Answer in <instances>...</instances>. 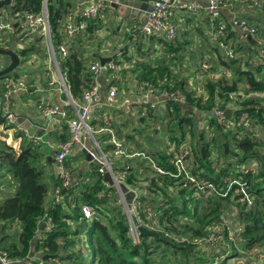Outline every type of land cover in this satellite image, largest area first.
Returning <instances> with one entry per match:
<instances>
[{"label": "trees", "instance_id": "trees-1", "mask_svg": "<svg viewBox=\"0 0 264 264\" xmlns=\"http://www.w3.org/2000/svg\"><path fill=\"white\" fill-rule=\"evenodd\" d=\"M46 3L51 41L60 72L66 78L73 99L82 102L84 91L91 89L94 83V77L90 72V66H88L89 60L98 54L96 51H100L101 45L105 43L102 34L110 28L109 21L108 19L104 20L102 16L97 19H86L82 12L74 11L75 0H46ZM44 5L45 0H12L11 5L5 7L4 10L8 9L12 12V19L5 20L10 23L15 34L7 35L0 48L15 49L20 58H27L35 51L36 47L44 44L45 38L40 36L39 30L37 35L33 36L22 49H16V36L21 35L26 26L24 15L31 13L40 16L43 13ZM262 9L264 10V4L259 10ZM2 10H0V16L4 18ZM102 10H106L107 14L111 11L116 12L117 9L105 5ZM69 16L74 17L76 23L86 22V28L75 37H69L66 33V19ZM181 16L184 19L175 24L177 34L174 41H168L155 35H141L134 32L133 28L130 35V31L127 32L128 37L113 36L114 41L126 38L125 41L130 40L131 42V50L128 52L130 47L128 50L125 49V59L135 65L130 69L133 73H137L131 75L136 79L134 82L137 81L139 86L142 84L155 86L162 82L164 83L163 90L180 93L185 98L183 103L175 101L174 98L165 101L158 106L155 113L149 114V119L138 116V127L130 119L118 123V125H115L114 121L112 122L116 138L134 143L137 145L136 149L143 154L136 158L124 157L115 162L116 171L125 174L123 179L125 186L138 190L140 201L149 205L152 202H157V197L162 196V202H159L160 205L155 210L162 229H157L159 236L139 233V242L134 243L135 241L129 236L128 216L119 203L118 193L114 188L104 186L105 177L99 172V166L95 162H91L88 169L81 173L77 183H73L74 185L72 184L67 190L64 204L54 203L49 209L46 206V201L51 189L47 182V171L48 163L52 157L45 150L47 146L43 145V142L35 143L33 140L24 138L20 152L17 153L14 151L16 149L13 145L5 140H0V183L4 185L3 188H0V194L6 190L12 191L10 195L2 197L3 200L0 201V264H2L1 259L4 255L11 264L25 262L27 264H62V262H67V264H212L218 256L213 258L212 262L200 257L199 261L197 258L199 256L198 246L195 240L204 238L207 243H216L217 236H220L221 232H224L225 240L232 242L233 245L232 250L228 253L230 256L218 264H228L229 260L238 258H247V264H253L249 259L256 258V251H260L264 255V140L252 139L248 134L241 135V130L232 128L226 132L212 114V109L221 104L223 109H227V112L235 107L236 114L248 113L253 124L263 128L264 97L247 98L240 105L230 106L228 104L230 95H244L245 92L240 90L239 84L248 87V93L249 91L264 93V76L259 77L264 72V63L262 60L259 62L257 58L259 56L257 55L258 47L252 45L250 40L243 42L237 28L222 14V19L215 21L216 24L223 21L227 23V33L222 39L232 42L236 52L242 53V55L241 58L226 60L220 49L218 53L215 48L214 59L223 72L234 69V76L237 80L230 82L225 75L215 80L212 73L216 69L210 67L207 71L202 70L206 79V88L204 89L201 85L195 89L189 85L187 78L178 79L175 71L178 70L177 68H182L183 61L193 54L194 46L201 41V37H196L191 42L190 34L202 35V26L207 22L210 25L213 21L212 16L205 11L200 16L191 13L181 14ZM195 16L198 18V23L192 19ZM108 17L109 15H107ZM247 22L249 23V21ZM192 24L198 27L197 30L191 28ZM20 38L19 36L21 41ZM152 44L156 46L152 51L150 48H146V45ZM61 45L68 47V56L65 58H61L58 54ZM246 52L253 54L254 57L245 59ZM150 53L153 54V59L140 63ZM159 53L161 56H158ZM241 61L244 62V66L239 65ZM114 62L123 68L117 58ZM10 76L11 74L0 78V94H7L6 84ZM14 78L13 80H19L18 75H15ZM196 78H200L199 72H197ZM26 84L30 88L28 92L31 91L34 87L32 83ZM198 92L202 94L199 96ZM11 104L13 105V101ZM99 112L104 111L100 110ZM110 112L123 113L121 109H110ZM162 116H166V119L169 118L165 129L170 127V131L162 130L160 133L162 135L163 132L165 137L177 147L181 146V143H185L188 133L194 135L195 126H199L201 129L205 127L210 133V137L206 138L201 132L199 141L202 144L198 145L195 152L193 151L195 161L190 172L199 181L207 183L202 189L210 193V196L206 212L203 214L187 208L193 196L199 195L202 189L193 185L184 188L185 176L176 177L178 175L176 166L170 162L171 157L168 153L161 150L160 147L156 148L160 150H152L150 156H147L142 151L143 145L136 142L138 134L145 132V126L155 130L160 129L157 123L149 124L158 118L162 119ZM93 123L96 124L97 121ZM60 126L61 130L54 131L52 134H55L57 140L63 143L69 139L68 126L66 122H61ZM129 126H132V131L126 132ZM2 127L5 129L6 127L7 129L17 128L15 124L8 126L5 116L0 114V128ZM215 130L221 133L222 141L215 135ZM23 136H26L23 131L16 135L19 138ZM16 139L13 138L14 141ZM110 139V135H104L102 140L98 138L101 145L105 144V149L108 152L115 149V146L110 144ZM221 148L224 153L220 156ZM134 151L132 149L129 154L135 153ZM145 155L147 157L144 159L147 161L140 160ZM215 155L220 159L217 160L216 166L213 162ZM228 159H234L235 163L233 164ZM81 160L82 155L78 153L75 156L72 155L65 162L72 171L74 180L75 174L83 164ZM225 160L230 165H225ZM251 163L257 164V171L248 173L236 171V165L245 167ZM157 168L168 172V174H158ZM146 169L155 173V177L153 176L149 185L142 186L139 185V181L143 177L141 171H146ZM6 178L12 180L13 189H7ZM233 180H237L239 184H233ZM56 184L55 188L62 186V180L59 177L56 178ZM241 189L245 190L246 196H242ZM63 190L66 189L63 188ZM100 192H104V198L98 197ZM150 192L152 196L147 198ZM173 193L176 194V197L183 198L184 202L181 208L177 205ZM239 195L242 198H239ZM85 204L93 209L94 216L91 220H82V207ZM228 204L233 205L237 211L240 230L236 231L235 237L231 236L229 228L224 224ZM182 215L186 217L187 222L184 223L180 219ZM48 220L52 229L49 231L44 229L41 232V224ZM11 230L15 231L12 235L9 234ZM86 233L88 239L85 237ZM37 236L39 239L35 244L36 256L29 260L33 242ZM214 237L216 240L211 241V238ZM79 238H83L84 245L88 240L90 255L85 256L82 252H75ZM258 261L260 262L257 264H264V256Z\"/></svg>", "mask_w": 264, "mask_h": 264}, {"label": "built area", "instance_id": "built-area-1", "mask_svg": "<svg viewBox=\"0 0 264 264\" xmlns=\"http://www.w3.org/2000/svg\"><path fill=\"white\" fill-rule=\"evenodd\" d=\"M120 2V0H97V2L90 1L86 8L82 11V15L88 20L97 19L101 17V9H103L105 5L113 7V4H120ZM238 2L248 3L257 8L262 7V5L264 4V0H209L208 6L205 9L201 5L196 3H189L187 0H155V2L151 6L152 9H148V11L146 12V21L143 22L140 26L135 25L133 27V31L141 35H155L165 38L168 41H174L177 34V26L175 24L176 22L183 21L181 14L191 13L196 16H200L205 11L212 16L213 22H211L210 24L211 34L215 41L218 43L222 56L226 60H232L238 57L235 45L232 42H226L222 39L227 33V23L226 21L220 22L219 24L215 23L216 20L222 19V14L224 15L223 11L226 10L227 12H229V14H231V19H229V22L234 27L241 30L242 34L240 37L243 42L249 41L248 36L256 38L258 33V30L255 27L251 26L246 20L239 17L235 8ZM45 5H47L46 2ZM45 5L43 13L40 16H36L31 13L24 15L26 26L20 35V42H22V49L26 43L31 41V38L33 36L37 35L40 30V36H43L45 38V43L47 44L51 52L55 67L61 77V80L58 84L59 86H61L62 92H64L68 96L69 104L72 105L75 109L73 114L69 115L68 112L64 110V108L47 101H40L36 105L37 112L42 117L46 119L66 121L68 126L69 139L63 143H60L56 147L52 155V159L58 171L59 178L62 180V186L57 187L54 192L55 203H57L60 200V190L63 188L68 190L74 182L73 173L67 167L65 162L68 158L74 155L76 147H83L84 150L89 152L92 155L93 160L98 164L99 172L103 175H110L113 180L115 179L114 181L124 179L125 174L123 172L121 173L119 171H116L115 165H110L109 159L105 156L104 151L101 148L102 145L98 140L99 136L103 134L111 136L110 143L115 146V149L113 150V156L117 161L122 160L124 157L133 158L142 156L143 154H141L140 152L129 154L132 149L125 147L123 142L116 138L115 131L112 128L113 121L111 120L109 114L100 115L101 117L99 119V122L103 124L102 126H100L99 123H93V113L101 102V93L97 84L93 85L91 89L84 91L82 104L79 107L75 105V101L70 94V90L68 89V86L59 71L56 53L51 41L50 25ZM65 28L66 33L69 37H75L86 28V22L76 23L75 18L69 16L66 19ZM9 34L14 35V29L9 22H7L2 16H0V45H2L4 38ZM58 54L61 58L67 57L68 47L65 45H61ZM262 55L263 51L261 49L259 62H261L262 60ZM118 57H122L121 52L118 54L117 58ZM3 68V64L0 63V71ZM202 69L207 71L209 67L206 64H203ZM121 70V66L114 62V60L104 66H102L100 63L90 65V72L96 79L106 74L107 72L110 74V86L108 88L107 96V104L108 106H110V108L121 109V107H123V102L121 104L118 103V97L121 89L119 90L117 85L115 84L120 80ZM6 85L8 89L7 94H5L6 96H11L18 92H28V90L30 89L23 80H9L7 81ZM163 86L164 83L162 82H159V84L155 86L149 84H142L141 86H137L134 92L133 101L126 100L124 102V106L129 107L132 105L133 109H139L138 116L149 119V114L151 112L155 113L158 106L162 105V103H164L165 101L170 100L171 98H174L175 101L182 103L185 101L183 95H181L180 93H171L168 90H163ZM252 97H264V93L258 91H249V93H244L243 96L230 95V102L228 105H240L241 102L245 101L247 98ZM226 110L227 109H223L222 104L220 106H215L212 109L213 116L218 120L219 124L224 127V131L227 132L230 128H232L234 130H242L248 134H255L257 129L260 128L253 124L252 118L248 113H242L238 115L235 113V107L231 109V111L227 112ZM0 114H3L5 116L8 126L15 123L16 117L11 109V102L9 99L4 102L3 112ZM32 139L35 143H44L42 136L32 137ZM2 140L11 143L13 142L9 137L2 138ZM87 141L91 142L94 152H90L89 150H87L85 146V143ZM11 143L9 144L11 145ZM185 145L186 143H181V146L177 147L172 142L169 143L168 155L169 157H171L170 162L177 168L178 175H176V177H178L179 175L185 176L186 183L183 185L184 188H189L191 185H193L194 187L202 189L207 185V183L199 181L190 173L191 170H188V163L191 161L193 154L187 147H185ZM13 147L17 149L15 143ZM235 167L236 171H244L245 173L255 172L258 169L256 163L248 164L245 167H241L240 165H236ZM157 173L160 175L168 174V172H164L159 168H157ZM232 183L239 184L237 180H233ZM3 187L4 185L0 183V188ZM133 192V199L129 203V209H131L132 205V212L134 214V217L131 218L132 224L130 223V228L131 230L135 229L139 238L138 228L142 225L148 226L152 219L158 218V215L157 212L153 208H151L149 204L140 201V196L136 191ZM240 193L243 197L246 196L245 190L241 189ZM82 214V220H91L94 216L92 207L89 205H84L82 207ZM45 223L48 225V227L45 229L47 231L51 230L52 225L50 221L48 220V222ZM211 241H214V238H211ZM1 260L2 264H11V262L7 260L5 255Z\"/></svg>", "mask_w": 264, "mask_h": 264}, {"label": "crops", "instance_id": "crops-1", "mask_svg": "<svg viewBox=\"0 0 264 264\" xmlns=\"http://www.w3.org/2000/svg\"><path fill=\"white\" fill-rule=\"evenodd\" d=\"M90 1H95V0H75L74 11H76L77 13H81L86 8V6L89 4ZM187 1L189 3L199 4L202 7H204L205 9L207 8L208 3H209V0H187ZM153 3L154 2H152L151 0H143V1H141V5L137 8H135L134 10H132V12L129 15H127L125 13V10H122L123 12H121L120 10H116V12L115 11L108 12L105 16H103V18H104V20H107V15H109L110 17L112 16L115 20H120V21L122 20L123 21L122 29H124L126 31V28L128 27L127 31L129 32L133 28L134 25L140 26V25H142L143 22L146 21V18H147L146 12L148 11V8H150V6H152ZM235 8H236V12L238 13L240 18H242L246 21H249V23L253 27L258 29L257 36H256V38L254 37L256 43H255V45L254 44H252V45H254L255 47H258V51H257V55H259L257 57L258 59L260 58V53H261V49H262L263 55H262L261 59H262V63H264V10L263 9L258 10L261 12H258V14H256V11L253 13V11H250L249 9H247V8H250L248 6L236 5ZM260 8H262V7H260ZM2 11H4L3 12L4 19H6V20L12 19L13 15H12L11 11H9L8 9H6V10L3 9ZM223 12H224V16L229 21V19H231V14H229V12H227L226 10H224ZM253 17H254V19H253ZM252 19H253V22H252ZM180 27H181V25L179 26V28ZM179 28H178V30H179ZM237 30L239 31V34L241 36V34H242L241 30L239 28H237ZM201 32L204 35V37L206 36L213 43V47H215L219 53V47L215 45L216 41L212 37L210 25L208 24V22L202 26ZM108 33L109 32H107V31L103 32V34H102L103 39H104V37H106V35H108ZM130 33L131 32H129V35H130ZM19 36L20 35L16 36V38H17V48L16 49L21 48V45H22V42H20V40H19ZM125 37H128V34L125 35ZM201 41H202V38H201ZM201 41L199 43H201ZM259 42H261V43H259ZM110 44L111 43H108L107 41H105V43L101 45V48L99 49L100 51H96V52H98V55L100 54L101 57L111 58L112 59L111 61L115 60V58H117V56L120 52L123 53V57L117 58V61H119L121 63V65H123V68L120 72V80L115 83L117 85L118 89L119 90L121 89L119 97H118V100H119L118 103L121 104L123 102V107H121V111L123 113L115 114L113 112H110V109H115V110H120V109L110 108V106H108V104H107L108 88L110 86V74L107 72L106 74L98 77L97 79L94 78L93 85L97 84L99 86L100 93H101V102L97 106V108L95 109V111L93 113L94 116H92V118L94 117V121H97V123H99V125L102 126L103 124L99 122V119L101 117L100 115L109 114V116L111 117V120L114 121L115 125H118V123L120 124V123H123L124 121L130 119L134 122L136 127H138V125H139V123H138V111H139V109H136V108L133 109L132 105L129 107L124 106V102L126 100H132L133 101L134 92H135L137 86H139V83L137 81L134 82L136 79L131 77V75L137 74V73H133L130 70L135 65L131 64V62L126 61V59H125V49L128 50L130 47L128 52L131 50V42H130V40H128L126 43H123L122 46L120 47V49L116 53L113 49H111ZM44 47L47 49V53H42ZM194 47H193L194 49L192 50L193 54L189 55V57H186V59L183 61V65H182L183 68H186L187 65L198 64V63H199L200 68H201V63L204 62V63H207V66L209 67V69L211 66H213L216 69L215 72L212 73V75H214L213 78H215V80H217L218 78H220L221 76H224V75L227 78L228 72H223V70L217 64L215 59L212 58V56L216 55L213 50L211 51L209 47H205L203 44H202V46L201 45H195ZM146 48H150L151 51L153 50L151 45H146ZM13 50L15 51V49H13ZM210 51L213 53L210 54L209 53ZM135 54L136 53L134 52V55ZM237 54H238L239 58H241L242 53L237 52ZM114 56H116V57H114ZM253 57H254L253 54H250L248 52H246V56H244L245 59L246 58L252 59ZM20 59H21V62H20L19 68H18V71L20 73L19 74L20 75L19 80H23L22 78H25L26 81H28V82H26V81L25 82L26 83H32V85L34 87L29 92H18L16 94L11 95L10 102L13 101V105L11 104V109H12V111L15 110V113H16V114H14L16 117L15 122H16V120L20 121V126L16 125L17 126L16 129L15 128L7 129V127H6V129H5V127L0 128V140H1L2 136L9 137L16 144V146L20 148L24 138L27 140H33L32 137H37V136H32L26 130L27 127L28 128L35 127V129H34L35 132H37V133H39L41 131L44 132V134L42 135V138L44 141L43 145L47 146L45 148V150L49 153V156L52 157L54 150L61 143L57 140L56 135L52 134V133H54V131L59 132L61 130V126H60L61 122L64 123L66 121L56 120V119L55 120L54 119H46V118L42 117L37 112L36 105L40 101H47V102L59 105L60 107L64 108V110L67 111L69 115H72L75 109L72 105L69 104L68 96L64 92H62L61 86H59V84H58L61 79L59 78L58 70L55 67L51 52H50L47 44L45 43V40H44V44L36 47L35 51L32 52L27 58H20ZM152 59H153V54L150 53L149 56L144 57L140 61V63L150 61ZM89 62L90 63L88 66L95 64V63H100L99 60H97V58H95V55L93 56V59L89 60ZM108 63H110V62H108ZM9 64H10V58L7 57V59L4 60V66H8ZM59 71H60V69H59ZM192 72L195 74V77H196L198 71L196 69H194ZM223 73H225V74H223ZM61 75H62V73H61ZM262 76H264V72L259 77H262ZM62 77L64 78V80L67 84L66 78L63 75H62ZM56 85L59 86L58 89L56 88ZM68 89H69V86H68ZM246 89H247V91L249 90V88L245 87V86H244V88H240L241 91H244ZM0 95H4V94L1 93ZM81 104H82L81 101L80 102L75 101V105L77 107H79ZM100 110H103L104 112H99ZM148 130L154 131L152 128H148L145 126V131H148ZM22 131L25 132V135L27 137L26 136L25 137L23 136L21 138L16 137V135ZM104 135H106V134L99 136V138L102 140V137ZM159 135H161V133H159ZM13 138H15V139L18 138V139H16L14 141ZM122 142H123L124 146L128 145V146H126L127 148L134 149L135 150L134 152H139L136 149V145L134 143L125 142V141H122ZM101 148L104 151L105 156L109 159L110 165H115V162H117V160L113 156V151L108 152L105 149V144L102 145ZM153 150L158 151L160 149H156V144H155ZM78 153H81V155H82L81 163L84 164V162L86 160V150H84L83 147H76L75 152H74V156L77 155ZM133 158H136V157H133ZM193 161L194 160H192L191 162H193ZM93 162H95V161L93 160L92 163ZM48 164H49V168L47 171V182H48L51 190H50V193L48 195V199L46 201V206L50 209L52 207V205L55 203L54 192L56 190L55 187L57 186L56 178H58L59 175H58V171L55 167L53 159H51V161H49ZM83 164H81V167L83 166ZM87 169H85L84 172ZM109 177L112 179V177L110 175H109ZM8 193H12V191L6 190V191L2 192V194H0V200H1V197L8 196ZM85 205H87V204H85Z\"/></svg>", "mask_w": 264, "mask_h": 264}, {"label": "rangeland", "instance_id": "rangeland-1", "mask_svg": "<svg viewBox=\"0 0 264 264\" xmlns=\"http://www.w3.org/2000/svg\"><path fill=\"white\" fill-rule=\"evenodd\" d=\"M128 1H131V0H128ZM236 5L238 6H248L250 8H247L249 9L250 11H253V13L256 11V14H258V10L260 8H257V7H254L252 6L251 4H248V3H241V2H238ZM106 10H102L101 11V16L103 18V16L106 15ZM108 19V23H109V29H107V31L109 32L108 35H106V37H104L103 41H107L108 43H111L110 46H111V49H113L115 51V53L120 49V47L122 46L123 43H126L128 40H120V41H114V38L113 36L117 35V36H120V37H125L126 34H128L127 30H128V27L126 28V31L124 29H122V23L123 21L121 20H113L114 18H110V16L107 18ZM193 20H195L197 23H198V18L195 16V17H192ZM193 27H191L193 30H197L196 26H194L192 24ZM202 29V28H201ZM131 32V30H130ZM132 37V35H131ZM202 38V41L201 43L205 46V47H209L210 50L214 51L215 50V47H213V43L204 35H200V34H194V33H191L190 34V39L191 42L194 41L195 38ZM126 39V38H125ZM199 43L198 45H201L202 44ZM215 45L218 46V43L215 42ZM152 49H154L156 46L155 44H152L151 45ZM219 47V46H218ZM21 50V49H20ZM209 52L210 54H212L213 52ZM42 53H47V49L44 47ZM199 55V54H198ZM214 55V54H213ZM158 56H161V53H159ZM8 56H5V55H0V63L3 64L4 66V60L7 59ZM239 57V56H238ZM237 57V58H238ZM212 58H214V56H212ZM209 62V61H208ZM203 64H206L207 63H201V68H200V65L199 63L198 64H191V65H187L186 68H177L178 70H176V74L178 77V79H183V78H187V82L189 83L190 86H193L195 89L198 88V86H201L203 85L202 87L205 89L206 88V79L204 77V74L202 73V65ZM239 65H243L244 66V62L241 61V63H239ZM214 67L211 66V69H213ZM196 69L199 73H200V78H196L195 77V74H193V70ZM254 69V68H253ZM234 69H228V75H227V79L232 82V81H236V77L234 76ZM215 72V70H214ZM11 76L8 78V80H13L15 79L14 76L15 75H18L20 76L19 74V71L18 69L11 72L10 73ZM9 74V75H10ZM59 78L60 75H59ZM230 78V79H229ZM20 79V78H19ZM24 81H26L25 78H22ZM28 82V81H26ZM25 82V83H26ZM239 87L240 88H244V85H240L239 84ZM245 93H247V89L244 90ZM199 93V92H198ZM202 93H199V96L201 95ZM163 118H158L157 120L155 121H152L150 122L149 125H154L155 123H157V126L158 128L160 129H153L154 131L152 130H148V131H145L143 134H138V140H136V142L140 143L143 145V150L145 152V154L147 156H150V152H152L155 144H156V148L157 147H160L161 150L165 151L168 153L169 151V143L171 142L169 139H167L164 135V133L162 132V135H159L160 131H170V127H168V129H165L168 125V121H169V118L166 119L167 117L166 116H162ZM197 124V122H196ZM204 129H201L199 126L198 127H194V130H193V133L194 135H192L191 133L187 134V137H186V140H185V147H187L193 154V151L195 152L196 148H198V145H201L202 142L199 141V137H200V134L201 132L204 133V136L206 138H209L210 137V133L209 131L203 127ZM264 128V127H263ZM262 127H260L259 129H257L256 133L255 134H248V133H245L244 131H240V134L241 135H249L250 138L252 139H258L260 141H263L264 140V129ZM132 131V126H129L128 130L126 132H131ZM187 131H189V129H187ZM156 132V133H155ZM190 132V131H189ZM215 135L222 141V135L220 132H218L217 130L214 131ZM2 138H7L6 136H2L1 137V140ZM241 138V137H240ZM242 139V138H241ZM8 143H11V142H8ZM7 143V144H8ZM14 145V142L11 143V145ZM137 147V145H136ZM146 147V148H145ZM17 153L20 152V148L17 147L16 150ZM224 153V150L221 148L219 150V154L220 156ZM145 155V157H142L140 160H143V161H147V159H144L146 158L147 156ZM194 160L195 161V158L194 156H192L191 158V161ZM217 160H220L218 158V156H214L213 157V162H214V165L216 166L217 165ZM229 161L233 162V164L235 163V160L234 159H228ZM189 162L188 163V170H191L192 169V166H193V162ZM225 165H230L229 162L227 160H225ZM149 166V165H148ZM151 168V167H149ZM153 169V168H151ZM156 171V170H155ZM157 172V171H156ZM141 175L143 176L140 181H139V185H142V186H147L151 183V180L155 177V173H153L151 170L149 169H146L145 170H142L141 171ZM154 176V177H153ZM105 177V182H104V186L106 188H109V187H112L115 189V191L118 193V196H119V203L120 205L123 206V210L124 212L127 214L128 216V224H129V228H130V223L132 224V220L131 218L134 217V214H133V207L131 205V209L130 208V201L133 199V194L134 192L133 191H136L138 194H139V191L138 190H135L131 187H127L125 186V183L123 181V179H120L118 181H114L113 179L112 182H110L109 180H107L106 178V175H104ZM5 182H6V187L7 189H13V186L14 184L12 183V180L10 178H6L5 179ZM74 185V184H73ZM128 191V192H125V191ZM213 191V189H212ZM67 191H64L63 189L60 190V193H59V197H60V200L57 202V203H63L64 204V200H65V193ZM211 192V191H210ZM128 193V194H127ZM147 194V192H145ZM11 193H8V195H10ZM172 194V193H170ZM176 194L173 193V197L176 198L177 200V205L180 206V208L182 207L183 205V198L180 196H175ZM152 196V193L150 192V194L147 195V198H150ZM209 196H210V193H207L204 189L200 190V193L199 195H194L193 198L191 199L192 201H190L188 203V209H194L197 213L200 212L201 214L205 213L206 212V207L208 206L207 202L209 200ZM98 197L99 198H104L105 195H104V192H100L98 194ZM146 197V196H145ZM136 198V197H135ZM158 198V201L157 202H152L150 204L151 208H153L154 210H156L158 208V206L160 205V203L162 202V196H159L157 197ZM71 199V198H70ZM69 199V201H70ZM1 200H3V198L1 197ZM0 200V201H1ZM150 201V199H149ZM160 202V203H159ZM198 205V206H196ZM227 214L224 216V224L227 225V228H229L230 232H231V236L232 237H235V234H236V231L240 230L239 228V225H238V221H237V211H236V208L233 206V205H227ZM186 217L184 215H182L180 217V219L185 223L187 222ZM43 224V223H42ZM48 225L46 224L45 225V228H47ZM140 227H143L149 231H152V232H155L157 233V229L159 230H162L160 228V223H159V220L158 218H154L151 220V222L149 223V225H142ZM139 227V228H140ZM138 228V232H140ZM15 231L14 230H11L10 231V235H12ZM129 236L134 239V243H138L139 242V238L137 236V233L135 231V229L129 230ZM85 237L88 239V235L87 233L85 234ZM218 237V241L215 242H205V239L202 238V240H199V239H196L195 242H197V251L199 252V256L197 257L198 260L200 261L199 257L200 258H204V260H210L208 262H212L213 258L217 257L214 261V263L212 264H218L219 262H221V260L223 259H226L228 256H230L228 253L230 250H232V242H227L224 238V232H221V235L220 236H217ZM78 244L75 246V252H82V254H84L85 256L86 255H90L91 254V250H90V245L88 244V240H86V245H84V240L83 238H79L78 239ZM214 240H216V237H214ZM235 241V239H233ZM86 246V247H85ZM255 253H257L256 255V258H250L249 260L252 261L253 264H257V262H260L258 261L259 258H262L264 255H262L260 253V251H256ZM62 254L64 255L65 252L63 251ZM62 262V261H61ZM62 264H67V262H62ZM228 264H247V258L244 259V258H238V259H232V260H229V263Z\"/></svg>", "mask_w": 264, "mask_h": 264}, {"label": "water", "instance_id": "water-1", "mask_svg": "<svg viewBox=\"0 0 264 264\" xmlns=\"http://www.w3.org/2000/svg\"><path fill=\"white\" fill-rule=\"evenodd\" d=\"M120 1H121L120 4H113V7L116 8L117 10H120L121 12H123L122 10H125V13L127 15H129L132 12V10H134L135 8H137V7H139L141 5V1H143V0H139L140 2L138 0H131V1H128V0H120ZM151 1L152 2H155V0H151ZM45 2H46V0H45ZM95 2H97V0H95ZM11 3H12V0H0V10L4 9L5 7L10 6ZM109 4H111V3H109ZM45 7H47V5H45ZM148 9H152V7L150 6V8H148ZM248 38H249L250 42L255 45V43H256L255 39L252 36H248ZM0 55H5V56H8L10 58V64L7 67L3 68L0 71V78H1L3 76H7L11 72L17 70L19 68L21 59H20L19 55L17 54V52H15L12 49H1L0 48ZM95 58H97V60H99V62L101 63L102 66L106 65L108 62H111V60H112L111 58L101 57L98 54H95ZM56 88L58 89L59 86L56 85ZM8 99L11 100V96L0 95V105H1V112L0 113L3 112L4 102L6 100H8ZM13 113L16 114L15 113V110H13ZM15 125L20 126V121L16 120ZM34 129H35V127H31V128H28L27 127L26 128V130L32 136H37V137L40 136L41 137L44 134L43 131L37 133V132H35ZM85 146H86L87 150H89L90 152H92V151L94 152V149L92 148V144H91L90 141H87L85 143ZM92 161H93L92 155L89 152L86 151V160H85L83 166L80 168V170L75 174V176H74L75 180L73 182L74 184L77 183V179H79V176L81 175V173L85 169L88 168L90 162H92ZM112 168H113V166H112ZM106 178H107V180H109L110 182H112V180L110 179V177H109L108 174H106ZM64 191H67V190H64ZM125 192H128V191L126 190ZM239 197L242 198V196H239ZM45 225H46V223L41 224V226H40V231L41 232L44 231ZM139 230H140V232L142 234L159 236L158 233L149 231V230H147V229H145L143 227H140ZM38 239H39V236H37L36 239H35V241L33 242V250H32V253L29 256V260L32 259V258H34L36 256L35 244H36V242H37ZM23 264H27V262H25Z\"/></svg>", "mask_w": 264, "mask_h": 264}]
</instances>
